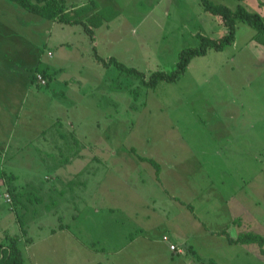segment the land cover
I'll return each instance as SVG.
<instances>
[{
    "label": "rangeland",
    "instance_id": "obj_1",
    "mask_svg": "<svg viewBox=\"0 0 264 264\" xmlns=\"http://www.w3.org/2000/svg\"><path fill=\"white\" fill-rule=\"evenodd\" d=\"M213 1L232 8L242 4L264 15V0ZM131 2L139 5V16L132 14L135 6L127 5V0H98L97 8L121 6V13L111 22L105 16L110 25L106 20L99 26L96 49L104 58L116 56L147 74L174 70L180 50L199 45V30L213 37L226 33L220 18L201 0ZM27 14L38 17L12 1L0 0V35L10 40L6 44L11 46L9 60L20 57L27 62L29 43H22L26 48L17 47L27 36L42 48L56 42L53 62L61 61L65 67L55 72L51 85L38 90L45 95L28 101L13 95L10 101L7 98V106L8 90L0 77V114L5 118L0 139L12 126L9 139L15 137L10 150L0 152V165L15 175L28 196L44 198L28 204L29 237L70 223L82 248L94 242L107 245L104 235L117 232L112 243L125 245L124 264H179L167 258L162 243L167 233L195 248V254L180 255L184 264L199 260L203 264H264L258 245L230 244L227 234L216 233L227 227L231 236L245 231L264 234V44L254 38L256 30L239 22L234 43L196 56L180 79L161 81L135 99L127 88L138 85V79L99 62L94 39L90 45L82 25H74L76 31H72L57 23L63 27L57 34L41 36L25 23ZM37 52L41 53V47ZM18 68L25 70L24 65ZM17 83L22 93L23 79ZM18 144L25 150L21 159L15 152ZM132 146L160 164V179L156 167L133 154ZM176 155L181 164L171 173L167 159ZM169 177L178 179L176 189ZM164 178L172 185L167 195L162 190ZM10 204L0 184V244L7 236L28 237ZM136 210L141 211L132 215ZM92 234L94 242L88 241ZM138 235L133 244L132 238ZM51 240L55 239L45 238L39 251ZM45 253L49 264L76 263L75 256L65 251L57 256Z\"/></svg>",
    "mask_w": 264,
    "mask_h": 264
},
{
    "label": "trees",
    "instance_id": "obj_2",
    "mask_svg": "<svg viewBox=\"0 0 264 264\" xmlns=\"http://www.w3.org/2000/svg\"><path fill=\"white\" fill-rule=\"evenodd\" d=\"M9 1L14 2L22 9L41 16L45 19L56 20L68 25H82L85 32L92 39H94L95 37L96 29L106 20L105 16L108 17V14L105 13V9L97 8L98 6L95 0H89L84 4L69 2L68 0ZM201 2L205 5L207 10L210 11V13L220 18L221 22L225 25L226 33L220 37H213L205 35L202 32H198L197 36L200 38L199 45L181 49L179 52L177 65L174 70L168 72L163 69H157L150 74H147L137 67L125 64L115 56L103 58L97 52H95L96 59L106 67H111L114 65L120 70V72L137 78L139 84H130L127 88L129 93L134 96L135 99H137L144 90L148 93V91L157 88L158 84L161 81L174 82L180 79L188 69L191 61L196 56L205 55L211 49L222 50L227 45H231L232 43H234L236 40L237 25L239 22H244L254 28L257 32L256 34H254V38L264 44V15L248 10L242 4H238L235 8H232L226 4L214 2L213 0H201ZM103 10L105 15L101 16V12ZM30 70L32 71L31 68ZM38 72L39 70L37 68L36 70L31 72V80L34 81L37 85H41V87L47 86L52 77L51 73H47L46 70L40 71L42 75L47 79V83L44 85L37 78ZM117 87H122V85L118 84ZM114 88H116V86H114ZM131 150L133 154L138 156L141 160L151 162L156 167V174L158 176V179H160V164L154 158H149L140 154L139 150L134 146L131 147ZM95 160H98V158L96 157ZM64 161L68 163V160H63L62 162ZM15 178L16 177L13 173L7 172L2 167V165H0V184H2L4 188V193L9 194V202H11L10 205H13V209L16 208L18 221L19 223L21 222L20 225L23 234L27 235L29 233V228L25 227V218L26 212L29 209L28 204L32 202H43L44 198L43 196H28L27 190L20 189L15 182ZM4 199L6 201L5 197ZM190 207L193 208V206ZM24 209H26V211L22 212ZM51 230L54 229L51 228ZM212 232L214 233L215 231ZM216 233L227 234V240L230 244H256L258 245L260 252L264 254V234H262L261 232L245 231L241 232L237 236H231L228 235L227 227H225L222 230L217 231ZM20 239L21 238L18 236H7L5 241L0 244V264H25L26 257L21 246ZM170 242L174 243L171 238ZM178 247L184 248L183 246ZM185 249L186 250L184 253L188 254V252H191L195 254L194 252L196 250L192 246H186Z\"/></svg>",
    "mask_w": 264,
    "mask_h": 264
},
{
    "label": "crops",
    "instance_id": "obj_3",
    "mask_svg": "<svg viewBox=\"0 0 264 264\" xmlns=\"http://www.w3.org/2000/svg\"><path fill=\"white\" fill-rule=\"evenodd\" d=\"M68 1L69 2H75V3H78V4L86 3L85 2L86 0H83V1L82 0H68ZM127 1H128L127 5L135 6L133 4V2H131L133 0H127ZM173 1H176V0H173ZM180 1L182 2V0H180ZM95 2L98 3V0H95ZM138 2L141 3V2H143V0H137V3ZM151 3H152V1H151ZM109 6H112V5L111 4H106L103 7V9H105V8L107 9V12H108V17L107 18L111 22V20L113 21V19H116L120 15V13H121L120 12V7L121 6L119 8H116L117 6H119V4L117 2L114 3V6H116L115 7L116 9L113 8V7H112L113 9H111ZM138 7H139V5H138ZM138 7L135 6L133 8L132 14H136V16H139L142 13L141 10ZM17 13H19V14H21L23 16L26 15V13L24 11H22V10L21 11L18 10ZM27 16H28V21L26 20L27 22H25V23L28 25L29 29L32 32H36V33L39 32L41 36H45V35L53 36L55 34V32L57 34L60 31L59 29L63 28L62 26H61L62 28H58V26H56L57 23H59V25H66V26L72 27V29H73L72 31H76L75 28L73 27L74 25L62 24L59 21L45 19V18H43L41 16L34 17V16H29L28 14H27ZM108 19H106V20H108ZM45 20H48L49 22L45 21ZM109 20H108V22H106L108 26L110 25L109 24L110 23ZM119 21L121 22L123 20H119ZM119 21H115V22H119ZM124 21H127L126 18H125ZM14 22L17 23L18 20L14 21ZM25 23L21 22L22 25H25ZM125 25H127V23H125ZM98 28L96 30V34H95V37H94V40H93L95 42V46L94 47H95V50H96V51H94V54H95V52L98 53V51L96 49ZM112 28H113V25L111 26V29ZM130 31H128V32H130ZM22 32L25 33L24 30H22ZM126 32H127V30H126ZM198 32H202V31L199 30ZM22 36H24V35H22ZM24 37H26V39L25 40H21V43L18 42L17 47L19 49L26 48L25 46L22 45V43H24V42H28L29 43L28 47H27L28 49L25 52V54L27 55V57H26L27 58V62L22 61L20 57H19V59L17 61H15V60L10 61L9 58L12 57V54L9 53L10 50H8V49L11 46L6 45L8 42H10V40H9L8 37H4V35H0V50H1L0 51V59L2 60V61H0V77H1V80L4 82L3 86L7 87L6 90H8L7 95H6V106L8 104L7 98L10 101V99H12L13 95H15V96L19 95L18 97L20 99H22L23 101H28L33 96L35 97V96L45 95L44 93L40 94V92H38V90L42 91L44 86L41 87V85L39 86L34 81L31 80V72L32 71L30 70V68L33 71L36 70V68H37L38 70H46L47 73H51L52 77H51V79H50V81H49L47 86L51 85L54 76H56L55 72L59 71L62 68H65L64 67V63H62L61 61H59L60 62L59 64H56V63L53 62V57L56 54V49H58V44L56 42L53 43L51 47L47 46L46 48H42V45L38 46V44H37L38 42L36 43V46H35V42L34 41L30 40L27 36H24ZM102 37H103V34H102ZM85 39L87 41H89L90 45H91V42H92L91 39L92 38L85 36ZM60 43H61V41H60ZM62 45H64V43ZM35 47H36V51L34 52L33 49H35ZM40 47H41V53L38 55L37 49H40ZM79 48H81V47H79ZM29 50H31V51H29ZM48 52H52V54L49 55ZM19 56H20V54H19ZM101 57H103V56H101ZM110 57H112V56H110ZM120 61H122V60H120ZM52 64H54V66H52ZM21 65L25 66V70H20L18 68V66H21ZM41 65H43V67H41ZM20 72L22 73V75L26 74L27 76L26 77L22 76V78H20L17 75V74H20ZM16 76H17V78H16ZM20 79H21V81L23 79V85H22V88H21L23 90L22 93L19 92L20 87H19V85L17 83L18 81L20 82ZM70 80L64 79L65 82L66 81H70ZM0 106H3V103H0ZM2 110L3 109H1V111ZM2 112H5V111H2ZM3 114L4 113L0 114V125L5 120V118L3 117ZM11 122H13V124H14L16 121H11ZM1 126L4 129L5 124H2ZM49 127H47V128H49ZM13 128H14V126H12L8 130V133L5 135V137H3V140L0 139V152H4L5 153L6 151L10 150V146L9 145H12V142H13V140L15 138L14 137L12 139H9L11 134H12ZM23 135H25V134H23ZM21 137H25V136H21ZM19 145H21V144H18L17 150H15V152L17 151L16 155L17 156L19 155L18 158L21 159L20 155L24 154L25 150ZM45 152L50 153L48 151H45ZM172 154H175V153H172ZM179 164H181V161H180V158L177 155H176V157H174L172 159L171 158L167 159V166H168L167 170H169V169L173 170V172H171V173H174V170L179 167ZM55 173L56 174L58 173L59 175L63 176V174H61L59 172V170H55ZM169 178H170L169 180L171 181V183L174 182V189H176L177 185L179 184L178 183V179L176 181L173 177H169ZM169 180L167 178H164V181L166 183L163 184L165 186V188H163L162 190H163V193L165 195L169 194L170 191H171L169 189V187L172 186V185H170L171 183L169 182ZM67 185L68 186L71 185V180L67 182ZM183 188H184V190H186V188L184 186H183ZM167 189H169V190H167ZM71 197L72 196H69V200H72L74 202V199L71 198ZM174 200H176V199H174ZM178 200H180V199H178ZM69 204H71V203H69ZM62 205H63V203L61 202V208H62ZM71 205H72V208H74V210L77 208V207H75V205H73V204H71ZM97 208H100V207H97ZM112 209H114V208H112ZM60 210H62V209H60ZM140 211L141 210H136L134 213L132 212V215H137L138 213H140ZM183 211H181L182 214H183ZM181 212L178 213V215L179 214L181 215ZM74 215H76V213H74ZM149 216H151V215H149ZM176 218H178V217H176ZM134 219H136V218H134ZM137 224L140 226L139 223H137ZM71 225L72 224L68 223V225L66 226L65 224L63 225V223H61L60 226H59L60 229L52 227L54 230H51V231H48L46 229L47 227H45L46 230H45L44 234H39L36 237H34L33 235H30V237H29V233H28L26 235V236H28V237H26V240H24L25 238L20 237L21 238L20 239L21 243H24V245H25L24 247H22L23 250H24V253H25V257H26V262L25 263L28 264V262H29L30 264H49L45 260V256H47L45 251L49 252L51 255H54V256H57L62 251H65V252L69 253L71 256L72 255L75 256V258H76V263L75 264H124L123 260H122V257H123L122 253H124L125 245L122 243L119 246H116V245H114V243H112L115 240L113 236L115 235V237H116L117 236L116 235L117 232L116 233L112 232L110 234L104 235V236H106V239L108 240L109 243L107 245H101V246H99L94 241H92L93 240V234H94L93 233L92 236L90 237L91 240H88V241L94 242L95 244L94 243H89L88 246L82 248L81 246H78V244H77L76 235H73L72 232H71V230H72L71 229ZM139 229H142V228L140 227ZM166 234L167 233H164V235H166ZM169 236H170L171 240L174 243H176L178 246H183L184 249H185L186 246H192L193 247V245H191L189 243L187 244V241H185V240L184 241L176 240L175 239L176 237L173 234H170ZM50 237L55 239V240H51L48 245L44 246L42 251H39V247L42 245V242L45 240V238H50ZM139 238H140V235H138L136 237H133L132 238L133 239V244H135L138 241ZM162 241H163L162 243L165 244V249L169 253L167 255V258L171 259V260H175L176 259L177 262H179V264H184V262H183L184 258H181V256L188 257L187 253L174 252V251H172L170 249L168 242L164 241V239ZM79 248H80V251H79ZM170 254H173L175 256V258L170 257ZM176 255L178 257H176ZM132 262L135 263V261H132ZM197 263H201L200 260L197 261V262H193L192 261V264H197ZM64 264H72V261L65 262ZM201 264H203V263H201Z\"/></svg>",
    "mask_w": 264,
    "mask_h": 264
},
{
    "label": "built area",
    "instance_id": "obj_4",
    "mask_svg": "<svg viewBox=\"0 0 264 264\" xmlns=\"http://www.w3.org/2000/svg\"><path fill=\"white\" fill-rule=\"evenodd\" d=\"M37 78L42 82V84H46L47 83V79L42 75V73L39 71L37 73ZM6 197L9 200V194L6 193ZM10 201V200H9ZM164 241L169 243V247L172 251L174 252H180V253H184L185 249L182 247H178V245H176L175 243L170 242V238L168 235H164L163 236ZM2 255V254H1Z\"/></svg>",
    "mask_w": 264,
    "mask_h": 264
}]
</instances>
